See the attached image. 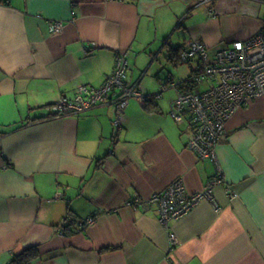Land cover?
Returning a JSON list of instances; mask_svg holds the SVG:
<instances>
[{
	"label": "crops",
	"instance_id": "obj_1",
	"mask_svg": "<svg viewBox=\"0 0 264 264\" xmlns=\"http://www.w3.org/2000/svg\"><path fill=\"white\" fill-rule=\"evenodd\" d=\"M263 17L264 0H0V264L32 246L33 264H264V97L226 124L220 210L202 200L168 228L157 207L129 203L176 180L199 194L217 172L170 118L175 89L153 102L159 113L131 101L117 133L111 105L62 117L49 109L79 87H101L119 53L131 86L144 59L191 39L213 55L264 34Z\"/></svg>",
	"mask_w": 264,
	"mask_h": 264
},
{
	"label": "built area",
	"instance_id": "obj_2",
	"mask_svg": "<svg viewBox=\"0 0 264 264\" xmlns=\"http://www.w3.org/2000/svg\"><path fill=\"white\" fill-rule=\"evenodd\" d=\"M212 13L210 12L211 15ZM61 28L60 22L52 26L54 32ZM182 48L180 60L191 72L187 78L190 79L185 81L187 86L182 80L175 82L169 79L162 83L161 91L157 95H145L139 83L131 86L128 84L130 64L127 55L119 53L116 55L115 71L101 87L84 85L77 89L72 99L63 97L50 107L52 114L62 117L111 105L116 112L112 124L114 130L119 132L123 128V111L131 101L135 99L146 106L152 99H158L165 90H176V99L171 103L169 116L178 126H187L185 130L190 133L188 147L201 161L214 164L217 172L207 180L204 191L199 194L186 193L182 180H176L145 203L138 200L129 203L133 207H157L160 222L166 228L171 221L188 215L202 200L209 201L217 211L220 210L214 191L225 182L217 149L226 124L237 111L264 97V34L247 42H234L217 50L213 55L200 40H188ZM227 191L230 200H235L237 194L231 189ZM93 222L94 218L84 221V225L81 222L82 228L92 225ZM169 241L172 249L178 244L177 237L172 232H169Z\"/></svg>",
	"mask_w": 264,
	"mask_h": 264
},
{
	"label": "rangeland",
	"instance_id": "obj_3",
	"mask_svg": "<svg viewBox=\"0 0 264 264\" xmlns=\"http://www.w3.org/2000/svg\"><path fill=\"white\" fill-rule=\"evenodd\" d=\"M264 19V17H263ZM185 33L184 28H180L179 30H175L174 38L172 40L174 46H180L183 42V34ZM127 55V54H126ZM128 60V57H127ZM143 66L142 73L133 74L134 81H138L140 87L144 91L145 94L157 95L161 91V81L172 77L174 79H185L190 76V70L188 66L182 62L179 64H174L172 61L167 59V50H164L161 54H157L156 57L146 58L141 63V67ZM170 89L165 90L161 96L165 99H161L163 102L165 100L168 101L172 94H170ZM176 92V90H175ZM194 93H197L194 91ZM176 97V96H175ZM160 98V97H159ZM168 109V113H169ZM170 114V113H169ZM186 129V125L182 126Z\"/></svg>",
	"mask_w": 264,
	"mask_h": 264
},
{
	"label": "trees",
	"instance_id": "obj_4",
	"mask_svg": "<svg viewBox=\"0 0 264 264\" xmlns=\"http://www.w3.org/2000/svg\"><path fill=\"white\" fill-rule=\"evenodd\" d=\"M182 49H183L182 47H180L178 49L172 48L171 50L168 51L167 59H169V61H172L174 64H179L180 62H182L180 60V53H181ZM169 79H170V81L173 80L172 77H169L168 79L162 80L160 85H162V83H164V82L169 81ZM189 79L182 80V83L184 82V84H186L185 81H188ZM186 86H187V84H186ZM158 99H160V98H158ZM158 99H152V101L150 103L146 104L147 105L146 111L151 112V113H159V111H160L159 108L153 104V102L158 101ZM50 115L54 116V117H61V116H57V115L52 114V112L50 113ZM68 212H69V214L71 213L70 210H68ZM79 223H80L79 228L84 229V228H82L84 223L82 222L83 225L81 222H79ZM116 250L117 249H115V248H106L104 251H102V253L105 251H116ZM38 258H40V251L38 250L37 246H32V248H28V249L23 250L19 255H15L12 258V260L10 261V264H33V261H35Z\"/></svg>",
	"mask_w": 264,
	"mask_h": 264
},
{
	"label": "water",
	"instance_id": "obj_5",
	"mask_svg": "<svg viewBox=\"0 0 264 264\" xmlns=\"http://www.w3.org/2000/svg\"><path fill=\"white\" fill-rule=\"evenodd\" d=\"M117 133V132H116Z\"/></svg>",
	"mask_w": 264,
	"mask_h": 264
}]
</instances>
